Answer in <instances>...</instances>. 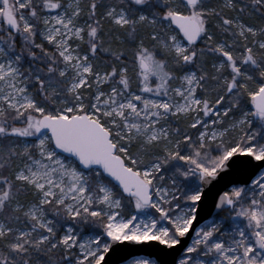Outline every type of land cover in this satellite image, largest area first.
Here are the masks:
<instances>
[{
  "label": "snow or ice",
  "instance_id": "snow-or-ice-1",
  "mask_svg": "<svg viewBox=\"0 0 264 264\" xmlns=\"http://www.w3.org/2000/svg\"><path fill=\"white\" fill-rule=\"evenodd\" d=\"M0 264H264V0H0Z\"/></svg>",
  "mask_w": 264,
  "mask_h": 264
}]
</instances>
